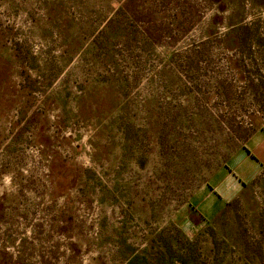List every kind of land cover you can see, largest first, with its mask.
I'll use <instances>...</instances> for the list:
<instances>
[{
	"label": "rangeland",
	"instance_id": "374dc122",
	"mask_svg": "<svg viewBox=\"0 0 264 264\" xmlns=\"http://www.w3.org/2000/svg\"><path fill=\"white\" fill-rule=\"evenodd\" d=\"M264 0H0V264H264Z\"/></svg>",
	"mask_w": 264,
	"mask_h": 264
},
{
	"label": "crops",
	"instance_id": "0c3cea01",
	"mask_svg": "<svg viewBox=\"0 0 264 264\" xmlns=\"http://www.w3.org/2000/svg\"><path fill=\"white\" fill-rule=\"evenodd\" d=\"M264 170V130L256 131L230 161L214 176L207 195L195 207L205 219L220 212L244 187Z\"/></svg>",
	"mask_w": 264,
	"mask_h": 264
}]
</instances>
